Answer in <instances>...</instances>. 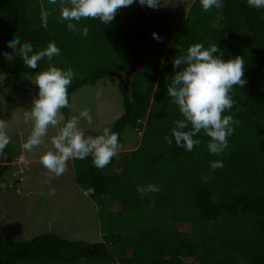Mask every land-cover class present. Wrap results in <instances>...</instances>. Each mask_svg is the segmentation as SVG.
<instances>
[{
  "label": "trees",
  "instance_id": "trees-1",
  "mask_svg": "<svg viewBox=\"0 0 264 264\" xmlns=\"http://www.w3.org/2000/svg\"><path fill=\"white\" fill-rule=\"evenodd\" d=\"M156 2L0 0L6 83L50 73L68 106L117 78L124 108L106 153L72 159L102 242L0 230V264H264V0H195L185 18L171 2L127 85L133 27ZM25 90L50 106L44 88ZM127 128L141 142L117 162ZM11 163L0 144V181Z\"/></svg>",
  "mask_w": 264,
  "mask_h": 264
},
{
  "label": "rangeland",
  "instance_id": "rangeland-1",
  "mask_svg": "<svg viewBox=\"0 0 264 264\" xmlns=\"http://www.w3.org/2000/svg\"><path fill=\"white\" fill-rule=\"evenodd\" d=\"M174 1L185 18L195 0H157L154 13H166ZM8 78L0 75V144L12 160L0 181V230L13 242L45 234L102 242L100 209L76 183L72 159L106 153L114 123L124 113L119 80L86 86L67 106L50 73L6 83ZM26 82L44 88L48 108L25 90ZM122 139L114 152L117 162L139 147L141 134L127 128Z\"/></svg>",
  "mask_w": 264,
  "mask_h": 264
},
{
  "label": "water",
  "instance_id": "water-1",
  "mask_svg": "<svg viewBox=\"0 0 264 264\" xmlns=\"http://www.w3.org/2000/svg\"><path fill=\"white\" fill-rule=\"evenodd\" d=\"M174 7H179L177 1L174 3ZM175 15L177 14L153 12L147 22L137 24L133 27L134 50L130 67L125 76L127 82L131 80L133 75H135L138 69L144 64L157 35L166 24L167 20Z\"/></svg>",
  "mask_w": 264,
  "mask_h": 264
},
{
  "label": "flooded vegetation",
  "instance_id": "flooded-vegetation-1",
  "mask_svg": "<svg viewBox=\"0 0 264 264\" xmlns=\"http://www.w3.org/2000/svg\"><path fill=\"white\" fill-rule=\"evenodd\" d=\"M174 3H175V1H174ZM177 8V7H176Z\"/></svg>",
  "mask_w": 264,
  "mask_h": 264
},
{
  "label": "crops",
  "instance_id": "crops-1",
  "mask_svg": "<svg viewBox=\"0 0 264 264\" xmlns=\"http://www.w3.org/2000/svg\"><path fill=\"white\" fill-rule=\"evenodd\" d=\"M12 164V163H11Z\"/></svg>",
  "mask_w": 264,
  "mask_h": 264
}]
</instances>
